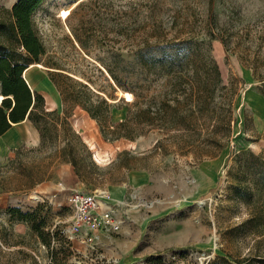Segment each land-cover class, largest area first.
Wrapping results in <instances>:
<instances>
[{
  "label": "rangeland",
  "instance_id": "374dc122",
  "mask_svg": "<svg viewBox=\"0 0 264 264\" xmlns=\"http://www.w3.org/2000/svg\"><path fill=\"white\" fill-rule=\"evenodd\" d=\"M12 1L0 0V18ZM140 1L44 0L34 12L47 52L26 77L44 96L48 131L43 145L12 147L0 160V264H264V81L255 74L264 76V0H156L170 36L210 41L226 87L201 100V110L184 102L179 128L112 138L136 108L131 83L141 84L142 108L173 95L166 77L125 68L132 15L136 27L144 18ZM80 90L110 103L102 120L79 103ZM64 162L71 168L59 171ZM132 169L146 171L145 184L129 183ZM75 191L107 196L101 207L113 208L119 229L76 227L68 202ZM9 206H41L50 246L29 223L12 221Z\"/></svg>",
  "mask_w": 264,
  "mask_h": 264
},
{
  "label": "trees",
  "instance_id": "16d2710c",
  "mask_svg": "<svg viewBox=\"0 0 264 264\" xmlns=\"http://www.w3.org/2000/svg\"><path fill=\"white\" fill-rule=\"evenodd\" d=\"M43 1L17 0L7 10L6 16L0 18V95H3L0 102V135L11 128L13 123L28 117L39 129L42 145L45 143L48 131V126L43 120L49 112L46 110L43 94L31 89L24 72L31 63H40L47 52L33 19L34 12ZM139 3L140 9H145L144 18L136 27V18L131 14L128 51L132 56L126 61L125 68L131 71L139 64L146 67L147 75H154L156 78L166 77L167 83L173 88V95L169 96V92L165 91L154 106L142 108L139 106L144 97L141 84L131 83L129 90L135 95L136 108L134 110L129 108L125 118L116 123L117 127H124L126 132L115 134L112 138L123 135L135 139L136 136L147 132L146 126L161 129L179 128L184 121L181 105L191 100L201 110L200 101L213 99L216 89L223 81L219 64L211 53L210 41L200 38L201 36L195 33L185 38L170 36L165 31L163 21L156 16V0H141ZM137 30H141L140 36H137ZM77 38L83 45L85 44L78 36ZM19 48L24 51L19 52ZM184 49H188L189 52L183 53ZM186 58L189 59L188 64H185ZM108 70L115 82L121 86L122 82L116 69L109 67ZM255 74L259 80L264 81L263 74L256 69ZM50 77L56 83L54 77ZM220 87L225 88L226 85ZM60 92L63 96L61 90ZM262 93L264 95V84ZM77 97L83 108L99 120H102L103 108L110 107V103L105 98L98 103L92 102L87 92L83 90H80V95ZM63 99L65 100L64 96ZM226 115V112L223 113L222 119H226ZM113 132L116 133L115 130L111 133ZM71 161L76 162L75 158ZM257 162L264 164L259 159ZM7 212L12 221L29 223L42 242L50 246L52 235L45 230L47 221L42 215L41 206L31 210L9 206Z\"/></svg>",
  "mask_w": 264,
  "mask_h": 264
},
{
  "label": "crops",
  "instance_id": "0c3cea01",
  "mask_svg": "<svg viewBox=\"0 0 264 264\" xmlns=\"http://www.w3.org/2000/svg\"><path fill=\"white\" fill-rule=\"evenodd\" d=\"M15 1H17V0H13L10 5L12 6ZM31 66L29 65L27 70ZM26 71L24 72V76H25ZM27 79H28L27 80L28 83L31 86V89L33 91H35L32 83L28 77H27ZM53 83L55 84V82H53ZM59 92H60V90H59ZM62 98H63V96H62ZM41 142H42V137H41V133H40L39 129L35 126V124L28 117H26L25 119H23L19 122L13 123L11 128H9L4 134L0 135V160H4L9 156L10 152L12 151V147H18V146H22V145L38 146L39 144H41ZM66 167L71 168V163L70 164H69V162L61 163L59 171L63 168H66ZM145 172L146 171H142V170H138V169H132L131 172L129 173V176H128L129 183L133 184L135 187H138V186H141L142 184H145L146 183V181H144V177H145L144 173ZM49 181L50 180H43L41 182L44 190L49 189L48 188V186L50 185ZM123 186H124V188H122ZM123 186L117 185L115 187H120V188H122V191H125L128 188V185H123Z\"/></svg>",
  "mask_w": 264,
  "mask_h": 264
},
{
  "label": "built area",
  "instance_id": "2783aa9c",
  "mask_svg": "<svg viewBox=\"0 0 264 264\" xmlns=\"http://www.w3.org/2000/svg\"><path fill=\"white\" fill-rule=\"evenodd\" d=\"M97 194L88 191H75L68 198L69 206L74 211L73 222L76 227L86 225L93 230H116L121 220L114 215L112 207H101Z\"/></svg>",
  "mask_w": 264,
  "mask_h": 264
},
{
  "label": "bare ground",
  "instance_id": "6f19581e",
  "mask_svg": "<svg viewBox=\"0 0 264 264\" xmlns=\"http://www.w3.org/2000/svg\"><path fill=\"white\" fill-rule=\"evenodd\" d=\"M74 4H76V3H74ZM70 12H71V8H69V9H64L63 11H62V13H61V16L63 17V18H67L68 17V15L70 14ZM32 66L33 65H39V66H43L41 63H32L31 64ZM30 65V66H31ZM25 76H26V73H25ZM121 93L123 94V96H125V97H127V99H132L133 98V95H132V93L131 92H123V91H121ZM3 99V95H0V102H1V100ZM260 117V116H259ZM107 196H103V197H101V196H99V198H101V199H103V200H106L108 203H111V200H108L107 198H106Z\"/></svg>",
  "mask_w": 264,
  "mask_h": 264
}]
</instances>
